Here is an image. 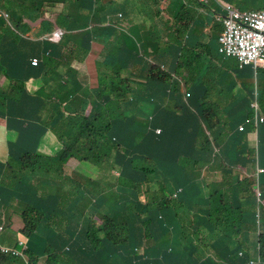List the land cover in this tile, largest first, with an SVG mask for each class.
I'll return each instance as SVG.
<instances>
[{"label":"trees","instance_id":"trees-1","mask_svg":"<svg viewBox=\"0 0 264 264\" xmlns=\"http://www.w3.org/2000/svg\"><path fill=\"white\" fill-rule=\"evenodd\" d=\"M46 1L61 3V0ZM66 3L76 11L68 12L67 17L70 30L82 36L81 54L85 59L92 44L102 45L109 31L88 29L90 12L81 0H66ZM253 4L257 11H264L262 0H254ZM237 6L242 7L243 4ZM6 7L7 0H0V10ZM44 8L47 6L39 5V9ZM68 20L58 15L54 22L57 28L68 31ZM96 20L101 19L97 16ZM109 24L114 25L115 21L101 20V25ZM217 25L219 27H213L211 31L219 35L222 26ZM133 32L122 36L123 31L119 27L110 30L122 42H116L111 60L108 61L105 51L106 57H101L95 64L98 74L101 73L104 79L95 95L105 101V106L96 102L92 104L87 112L89 117L78 127V137L72 134L75 139L66 143L65 150L51 164L52 173H57L55 165L66 167L71 159L90 162L98 167L108 163L112 168L121 170L119 179L106 188L104 203H109L110 208L102 225L96 228L90 224L74 238L63 235L61 238L71 252L62 251L63 257L70 260L73 255L85 250L94 254L92 259L87 258V264H217L209 257L201 261L198 252L202 244L210 247L214 255L224 257L225 264H249L257 244L264 264V217L256 244L250 243L248 234H244L246 231L239 237L234 227L236 214L241 216L240 206L237 207L234 201L243 193L255 198L252 193L255 183L239 178L230 182V171L235 163L245 153L255 151L249 148L247 137L254 132L258 110L262 116L257 131L259 146L264 144V88L261 85L258 89L252 85L239 86L236 80L231 86L236 91L221 90L227 93L226 101H230V105L217 109L205 103L212 101L208 97L209 87L203 85L205 92H192L193 97L188 94L190 99L184 102L182 87H187L189 82L182 79L179 73L172 76L155 68L149 73L148 84L136 92L128 69L117 67L119 55L128 49L124 46L134 38ZM28 34L13 32L0 20V71L5 64H18L27 74L29 71L41 74L42 81L47 85L53 83L55 89L64 77L75 73L72 69H68L69 73L59 69L58 63L65 49L55 48L54 54L45 62L33 67L29 59L44 60L46 50L41 51V47L48 44L41 43L36 37H26ZM104 47L106 49V45ZM262 75L264 71H258V76ZM237 77L239 79L241 75ZM4 78L12 80L7 76ZM23 84L15 83L9 96L0 93V103L24 99L39 110L38 107L49 98L43 96V92L36 96L26 94ZM137 100L147 104L143 107L148 112L147 119L140 120L129 114L136 109ZM0 115H6L1 106ZM12 115L26 121L32 117L23 112H13ZM248 122L250 125L247 127ZM142 124L144 126L140 130ZM157 130H161L160 135L156 134ZM108 133H111L110 141ZM16 162L18 170L24 173L37 169L36 165H28L24 156ZM220 174L223 181L218 178ZM225 189H232L230 196H225ZM227 198L233 201L224 207L216 206ZM37 224H26L24 233H31ZM217 231L220 233H213ZM148 239L154 240L156 247L152 250L148 248L143 255H139L138 250ZM132 244H135L134 247ZM101 251L103 255L99 258ZM241 251L243 256H239ZM46 254L53 255V250L48 247ZM121 254L125 255L123 262L117 258H122ZM228 254L230 258H227ZM1 256L0 264H9Z\"/></svg>","mask_w":264,"mask_h":264},{"label":"clouds","instance_id":"clouds-1","mask_svg":"<svg viewBox=\"0 0 264 264\" xmlns=\"http://www.w3.org/2000/svg\"><path fill=\"white\" fill-rule=\"evenodd\" d=\"M82 3L86 6V8L89 10V20H90V26L88 29L90 31L96 30L101 31L104 30L106 32L114 28L119 27L123 33L121 35H129L130 32H133V40L132 42L127 43L124 46V49L128 47V49L125 52H121L117 59V67H124L128 69V64L130 61L136 62L137 59L140 57L141 53H143L139 48L138 45L134 42V39L136 38V30L140 25V20L136 21V23H132L130 27H128V23H124V14L122 11V8L125 7L130 0H81ZM230 0H197V2L200 4L203 8H209L212 5H215L216 11H221V14H218L215 11V21L216 25L220 24L222 26V31L219 35L218 33H215L213 31L205 30L203 33V38L205 39V43L203 44L200 40H198L193 45H179L181 47V54L180 59L176 60L175 68L179 69V75L182 79L189 82V85L184 88L183 92L184 95L182 96L184 98V102H188L190 99V95L193 97V93L189 92L188 90H185V88L191 87V81L197 83L198 85H205L206 87H209L208 93L215 84H217L218 80H216L214 73L215 70L218 72H224L228 65H233L236 69L246 70L250 69L253 71V75L255 76V79L258 77V71H264V63H261L259 61H255L252 59L243 58L239 55H237L235 52H229L228 45L221 42V39L225 35L226 32V25L225 22L229 19V9L233 12H236L238 14H264V11L259 12L254 8V0H250L251 2V10L248 11H240L237 7L233 6L231 3H229ZM263 2V0H262ZM39 5L47 6V8L39 9ZM246 7V6H242ZM68 12H76L74 9H71L69 7V4L66 3V0H61L60 4H50L46 0H7V7L5 10H0V20H2L7 27L13 32H19L24 34L25 32H29V34L26 37H36L40 40L41 43L48 44L43 45L41 47V51L46 50L44 54V60H39L38 58H30L29 61H31V65L33 67H38L41 63L45 62L47 58H49L52 54H54L55 48H64L63 51V58L59 60L58 66L59 69L69 73L68 69H72L73 71L76 70L77 67H82L83 65L88 64V56L84 59V57L81 54V45H80V38L82 36H77L75 33H73L70 30V24L68 17H66V14ZM79 13V12H78ZM62 16L63 19L68 20V31L57 28L54 22L55 17ZM100 17L101 20L104 21V18H107L108 20H114L115 24H109L108 26L101 25V20H96V17ZM93 24H96L97 28L94 29ZM218 26V25H217ZM163 27H165V30H168L167 25L164 24ZM219 27V26H218ZM184 35H186V30L182 28L181 30ZM215 33V34H213ZM106 32V37H107ZM116 42L120 43L122 40L119 38L118 35H115V39L113 41L107 42L106 38L103 40L102 45H95L92 44L90 53L98 54L95 51V47L101 48V53L106 51L107 53V59L108 61L111 60L115 54L116 51ZM93 43V42H92ZM106 45V49L104 47ZM174 46V45H172ZM19 52V51H18ZM89 53V54H90ZM99 53L98 55H100ZM160 54H165L166 50H160ZM66 54V55H65ZM208 56V58H206ZM144 62H147V75L142 83H140L136 88L135 91L139 92L143 86H146L149 81V73L151 69L159 68L161 71L165 73H169L172 76V69L170 65L168 69L155 61H146V57H143ZM214 60L220 64V66H216L214 64ZM11 65H14L18 67L20 70H22V74H18L15 72V67H11ZM217 68V69H216ZM186 73V77L183 73ZM76 75V71L74 74H71L70 76L64 77L63 81L60 83L63 86L69 85V82L67 79L71 78L72 76ZM4 76H7L8 78L12 79L11 81L4 78ZM132 79L131 74L129 75ZM23 79V82L21 80ZM66 78V80H65ZM104 80V79H103ZM10 82L12 84H10ZM35 82L39 83V87L41 88V82L42 78L41 76L39 78H36L32 73L27 74L22 68L19 67L18 64H5V68L3 71H0V93L6 96H9L12 94V87L15 85V83H24V91L25 93L29 94L30 96H36L39 92L38 88L34 87L33 84ZM44 83V82H43ZM252 85L255 88L258 89V86L260 87L261 82L259 81H253L251 84H245V86ZM261 87L264 88V85H261ZM44 88L46 89H53V83H49L48 85L44 83ZM43 89V88H42ZM229 92L236 91L231 86L228 88H224ZM100 89L96 92H99ZM257 95L258 92L256 91ZM190 94V95H188ZM95 96V99L98 101H102L98 99V97ZM43 96H45V92L43 89ZM220 96L223 102L227 100V93L220 91ZM46 98H49L47 101H45V104L42 105L43 107L47 108H53L50 104L51 97L45 96ZM78 97V94L75 95V98ZM90 99L91 97L88 96ZM89 99V100H90ZM131 100V99H130ZM73 100H70L72 102ZM96 102V103H97ZM205 103H208L214 107L215 102L212 101H205ZM59 104V113L57 114L58 120L56 124L53 126L50 124V130L55 132V130L59 127L66 126L70 127V132L68 134H65L61 137H59V141L63 142L65 145V148L67 147V142L71 139H75L72 137V134H75L76 137H78L77 130L78 126L83 125L85 123L86 118L84 117H77L81 115L87 114L86 112L79 114L75 112L74 118H66L64 114L60 113V110H62L63 105L62 103ZM92 105V104H91ZM105 106V101L102 104ZM1 108L5 109L6 115H0V122H6L8 119L16 118L13 117V112H23V114H30V115H38L39 116V110H35L29 102H26L24 99L21 101H10L5 100L1 101L0 103ZM254 109H257L256 105H253ZM137 109V108H136ZM135 109V110H136ZM218 109V108H217ZM132 111V112H135ZM131 112V113H132ZM141 116L134 115L138 117L140 120H144L148 118V112L147 111H141ZM53 120V119H51ZM262 122V116L259 113V110L257 112V115L255 117V123H254V132L250 133L247 137L248 143L250 142L249 138L252 135H258V128L260 127V124ZM59 123V124H57ZM250 125L248 122L247 127ZM2 126V125H0ZM144 125H140L139 129L141 130ZM76 127V129H74ZM243 129L244 126H241ZM76 130L75 132L73 131ZM245 133V132H240ZM157 135L161 134V130L156 131ZM107 138L110 141L111 140V133L107 134ZM113 143H115V139H112ZM261 146V145H260ZM252 151V153L247 152L241 157L234 165L233 172L236 168L240 166L241 172L244 174V179H240L239 176H236L241 181H253L255 183L254 188L252 189V193H254L255 198H250L249 194L243 193L241 196L245 195V197L252 201L253 211L255 212V219L254 222H249L248 224H245L244 221V213L245 209H248L250 204L247 205H239L240 206V212L241 216L239 221H236L235 228L236 233L240 237V234H248V239L250 240V243L254 242L256 244L257 241H259L260 233L262 232V216L264 217V164L263 162L257 158V151ZM25 157V162L28 165H36L35 168H37L34 171L26 172V177L24 180H21L19 182H12L7 180V184H4V180L7 176L8 170H17L16 167L17 162L21 157ZM47 160H54L51 158H47L44 156H36V155H20L19 157H10V160L6 164L0 163V202L3 205H10L11 203L18 201V203L22 204V206L25 208L23 213V219L25 224H31L30 226L34 225L36 223H39V217L46 214L48 205L45 204V199L42 198L41 188L42 186L47 182L49 171L48 167L46 166L51 165L50 163H47ZM234 160V159H233ZM81 163H84L86 165L91 164L93 166H96L90 162H84L81 161ZM98 167V166H96ZM111 170V171H109ZM84 171H78L73 174V177L71 179V183L68 181L64 184H68L70 187L69 193L73 195L76 201L69 204L74 207V210L78 213H80V216L83 217L85 227L82 228L81 231H84L88 226L93 227H100L106 217V215L109 212V203H104L107 187L109 185H112L115 179H119L121 170L119 168H112L111 165L108 163H105L102 168L101 172L104 174V178L106 179V183L101 184L97 183L96 178L93 176H87V175H81ZM65 174V173H61ZM58 174L57 178L54 181H57L58 177L61 175ZM102 186L103 192L100 191L98 188L99 186ZM34 189V200L36 204H33L32 199L27 198L31 194V187ZM84 187H87V190H84ZM240 196V197H241ZM108 200V199H107ZM62 203H60L61 205ZM238 206V207H239ZM255 207L257 210H255ZM33 223V224H32ZM38 225V224H37ZM36 229V228H35ZM31 230V233L35 230ZM5 231L4 225H0V254L1 257L5 258L9 264L21 262L22 264H51L49 256L47 258H44L46 254V250L44 249L42 253H40L37 249H29L26 241H18V245L16 247L7 246L2 241V233ZM130 231L133 232V228H130ZM231 229L228 230L230 232ZM27 235V234H26ZM36 237L39 238V234H36ZM29 239V238H28ZM146 242H153L155 245V241L152 239L144 240V243ZM143 246L138 250L139 255L140 250L144 247ZM205 246L211 250L210 247L207 245ZM200 246V247H201ZM156 247V246H155ZM150 248V247H148ZM200 249V248H199ZM68 251V248H67ZM210 253H212L210 251ZM226 255V253L224 254ZM244 252L241 251L239 253V256H243ZM28 256V257H27ZM209 258L213 259L214 263L217 264H225L226 259L222 256H219L217 254H213L212 256H209ZM227 258L229 257V254L227 255ZM69 260V259H68ZM71 260V259H70ZM206 259H201V261H205ZM58 264H65L64 262H59ZM249 264H263L260 257V246L258 247L256 244V248L252 251V259L249 261Z\"/></svg>","mask_w":264,"mask_h":264},{"label":"crops","instance_id":"crops-1","mask_svg":"<svg viewBox=\"0 0 264 264\" xmlns=\"http://www.w3.org/2000/svg\"><path fill=\"white\" fill-rule=\"evenodd\" d=\"M264 2V0H263ZM123 14L126 19L124 23H128V27L132 23L140 20V25L137 28L135 34L136 38L134 42L138 45V48L143 52L136 62L130 61L128 64V71L132 76L131 82L133 88H135L144 81L147 75V62H144L143 57H146V61H155L164 65L167 69L170 65L176 64V60L180 59L181 47L179 45H193L198 40L203 44L205 39L203 33L205 30L211 31L212 28H217L215 21V5L209 8H203L197 2V0H130V2L122 8ZM217 12V11H216ZM221 14V11L217 12ZM166 24L168 30H165L163 25ZM182 28L186 30V35L181 31ZM215 34V33H213ZM115 35L109 32L107 35V42L113 41ZM174 45V46H172ZM160 50H166L165 54H160ZM96 53H101L100 47H95ZM101 57L105 58V51L100 55L90 53L88 56V64L82 67L76 68V75L67 79L69 85L58 84L54 90L44 88V83L41 82V88L44 89L45 96L51 97L50 104L53 108H45L42 105L38 107L39 116L33 115L30 121H26L23 118L16 117L6 120L3 126H0V163L6 164L9 162L10 157H19L20 155H36L44 156L47 158H55L57 155L65 150L63 142L59 141V137L68 134L70 127L62 126L57 128L55 132L50 130V124L53 126L56 124L59 113V104L62 103L63 108L60 110L61 114H64L66 118H74L75 112L81 114V112H88L91 108V104L95 102L94 99H90L89 94H94L100 89V81L103 80L102 74L97 72L95 67L96 61ZM208 58V56H206ZM216 66H220L216 60H214ZM15 67L17 75L22 74V70ZM217 69V68H216ZM178 68L172 69V74H177ZM29 73V72H28ZM36 78H39L41 74L36 71H30ZM98 74V76H97ZM186 77V73H183ZM237 75H241L238 79ZM214 76L218 80L217 84L211 87L208 97H210L216 105L229 106L230 101L225 100V104L222 102L220 91L223 88L232 86L233 83L238 82L239 86L245 84H251L253 81L261 82L264 85V75L258 76L255 79L253 71L250 69L241 70L236 69L233 65L229 64L227 69L222 73L215 70ZM66 80V78H65ZM191 81V87L185 88L189 92H205V87L198 85ZM38 88L40 85L38 82L33 84ZM134 88V90H135ZM94 92V93H93ZM78 97L75 98V95ZM88 99V100H87ZM90 99V100H89ZM70 100H73L70 102ZM118 102H121L120 100ZM104 103V100L98 101L97 105ZM147 104L141 100L136 101L135 112L129 113L131 116H141V111L144 110V106ZM88 118L87 114L77 116ZM53 119V120H51ZM2 120H0L1 122ZM59 124V123H57ZM248 143L250 149H256L257 158H259L264 164V144L259 146V137L252 135L249 138ZM53 160H47V163H52ZM48 167L49 176L47 182L42 186L41 193L42 198L45 199V204L48 205L46 214L39 217V223L36 229L29 234L24 233L26 224L24 223L23 213L25 208L22 204L15 201L10 205H3L0 202V225H4L5 231L2 233V241L5 245L16 247L18 240L26 241L29 249L38 250L40 253L47 250L48 247L53 250V255L45 254L44 258L49 256L51 264H58L64 262L65 264H87L88 259H92L94 254L92 251L87 253L82 252L73 255L71 260L63 257L62 251H67L68 245L61 237L63 235L72 236L74 238L83 227H85L84 219L80 216V213L74 210L72 205H68L66 208H61L60 203L64 200L62 196L64 191H68V184L71 183L73 174L78 171H85L86 164L81 163L75 159H71L67 162L66 167H60L59 164L55 165L57 173L61 174L57 181L52 179L51 165ZM230 182L232 183L236 176L240 179H244V174L241 172L240 166L230 171ZM7 177V176H6ZM223 181V175L218 176ZM4 184H7L5 178ZM31 187V186H30ZM34 189L31 187V194L27 197L34 200ZM233 199L227 198L225 202H219L216 206L224 207L225 204H229ZM235 205H247L250 204L248 209H245L244 221L245 224L254 222L255 212L253 211L252 201L247 199L245 195L234 201ZM237 221H239V214H236ZM66 221H71L69 225ZM211 233V232H210ZM213 233H220L219 231ZM39 234V238L36 237ZM29 238V239H28ZM148 247L150 250L154 249L153 242L144 243V247L140 250V254H143ZM69 254H71L70 251ZM98 255L100 258L103 255ZM198 256L201 259L212 256L209 249L205 246H201L198 252ZM28 257V256H27ZM88 258V259H87ZM12 264H22L21 262Z\"/></svg>","mask_w":264,"mask_h":264},{"label":"built area","instance_id":"built-area-1","mask_svg":"<svg viewBox=\"0 0 264 264\" xmlns=\"http://www.w3.org/2000/svg\"><path fill=\"white\" fill-rule=\"evenodd\" d=\"M221 42L229 52L264 63V14H238L229 9Z\"/></svg>","mask_w":264,"mask_h":264},{"label":"rangeland","instance_id":"rangeland-1","mask_svg":"<svg viewBox=\"0 0 264 264\" xmlns=\"http://www.w3.org/2000/svg\"><path fill=\"white\" fill-rule=\"evenodd\" d=\"M229 2L233 6L237 7L240 11L251 10V2H250V0H230ZM237 4H243V6H246V7H238ZM66 17H67V14H66ZM93 27H94V29H96L97 28L96 24H93ZM174 68H175V64H173L171 66V69H174ZM97 76H98V74H97ZM98 82H101L99 78H98ZM38 90H39V92H43L42 88H38ZM89 96L92 99H94L95 102H97V100L95 99V96L93 94L90 93ZM222 102L220 104H223ZM215 106H217V108L218 107H223V105H216V103H215ZM82 113H84V112H82ZM76 132H77V134H79L78 130ZM101 168L102 167H96V166H93L91 164H88V165L85 166V171L80 173V174L81 175H87V176H93V177L96 178L97 183L104 184V183H106V179L104 178L103 172H101ZM57 176H58V173H52V177H53L54 180L57 178ZM25 177H26V174L24 172H22L21 170L17 169V170L14 171V170L10 169V170H8L6 179L9 180V181H12V182H14V181L19 182L21 180H24ZM98 188L100 189V191L103 192V189H102L101 185ZM68 190H70V187H68ZM231 190H226L225 189L223 193H225V196H230L231 195ZM62 199L64 200V202L60 205L61 208H66L69 204H71L74 201H76L75 198L73 197V195H71L69 193V191H66V192L64 191V195L62 196ZM222 199H224V198H222ZM70 223H71V221H66L67 225H69ZM134 245L135 244H132V247H134ZM44 249H45V247H44ZM121 256H122V258L119 257V256H117V258H118V260L120 262H123L124 261L123 258H124L125 255L121 254Z\"/></svg>","mask_w":264,"mask_h":264}]
</instances>
